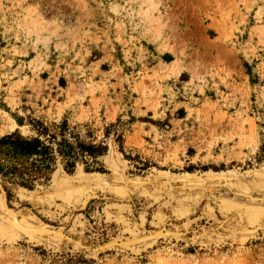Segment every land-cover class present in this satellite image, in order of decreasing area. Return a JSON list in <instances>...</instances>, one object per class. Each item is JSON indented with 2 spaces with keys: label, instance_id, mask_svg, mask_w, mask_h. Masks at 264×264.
Segmentation results:
<instances>
[{
  "label": "rangeland",
  "instance_id": "obj_1",
  "mask_svg": "<svg viewBox=\"0 0 264 264\" xmlns=\"http://www.w3.org/2000/svg\"><path fill=\"white\" fill-rule=\"evenodd\" d=\"M34 120L105 171L0 181V264H264V0H0V135Z\"/></svg>",
  "mask_w": 264,
  "mask_h": 264
},
{
  "label": "trees",
  "instance_id": "obj_2",
  "mask_svg": "<svg viewBox=\"0 0 264 264\" xmlns=\"http://www.w3.org/2000/svg\"><path fill=\"white\" fill-rule=\"evenodd\" d=\"M33 127L36 130L33 136H24L18 131L0 135V181L6 189L7 185H14L33 190L36 186L47 184L58 161L69 174L78 164L85 172L105 171L100 161L108 150L104 141H83L71 132L66 121L45 124L34 120ZM104 135L108 137L110 131L107 129ZM115 135L119 151L132 160L131 156L124 154L122 134ZM263 156L264 145L258 160ZM145 168V164L138 167L140 170Z\"/></svg>",
  "mask_w": 264,
  "mask_h": 264
},
{
  "label": "water",
  "instance_id": "obj_3",
  "mask_svg": "<svg viewBox=\"0 0 264 264\" xmlns=\"http://www.w3.org/2000/svg\"><path fill=\"white\" fill-rule=\"evenodd\" d=\"M5 197V196H4ZM5 203H6V201H5Z\"/></svg>",
  "mask_w": 264,
  "mask_h": 264
},
{
  "label": "bare ground",
  "instance_id": "obj_4",
  "mask_svg": "<svg viewBox=\"0 0 264 264\" xmlns=\"http://www.w3.org/2000/svg\"><path fill=\"white\" fill-rule=\"evenodd\" d=\"M9 213V212H8Z\"/></svg>",
  "mask_w": 264,
  "mask_h": 264
}]
</instances>
